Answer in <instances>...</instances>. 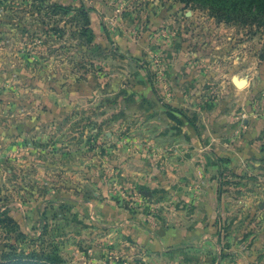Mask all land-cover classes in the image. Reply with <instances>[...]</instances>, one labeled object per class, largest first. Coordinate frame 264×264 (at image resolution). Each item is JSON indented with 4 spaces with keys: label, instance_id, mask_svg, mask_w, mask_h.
<instances>
[{
    "label": "rangeland",
    "instance_id": "rangeland-1",
    "mask_svg": "<svg viewBox=\"0 0 264 264\" xmlns=\"http://www.w3.org/2000/svg\"><path fill=\"white\" fill-rule=\"evenodd\" d=\"M20 256L264 264V17L0 0V261Z\"/></svg>",
    "mask_w": 264,
    "mask_h": 264
},
{
    "label": "trees",
    "instance_id": "trees-1",
    "mask_svg": "<svg viewBox=\"0 0 264 264\" xmlns=\"http://www.w3.org/2000/svg\"><path fill=\"white\" fill-rule=\"evenodd\" d=\"M204 1V0H202ZM210 2V6L218 9H228L233 8L236 11H242L254 13L257 16L264 17V0H207ZM248 1V2H245ZM246 5L247 7H243ZM239 7L238 9L236 7ZM191 123V120H189ZM193 125V124H192ZM195 127V126H194ZM218 193H220V187L218 190ZM47 260H43L42 262L32 260H25V258L20 257H9L5 258V260H1L0 264H56L53 260H49L48 263H46Z\"/></svg>",
    "mask_w": 264,
    "mask_h": 264
},
{
    "label": "water",
    "instance_id": "water-1",
    "mask_svg": "<svg viewBox=\"0 0 264 264\" xmlns=\"http://www.w3.org/2000/svg\"><path fill=\"white\" fill-rule=\"evenodd\" d=\"M234 81H235L236 85H238V86H241L244 83V80H242V79L238 80L235 78Z\"/></svg>",
    "mask_w": 264,
    "mask_h": 264
},
{
    "label": "crops",
    "instance_id": "crops-1",
    "mask_svg": "<svg viewBox=\"0 0 264 264\" xmlns=\"http://www.w3.org/2000/svg\"><path fill=\"white\" fill-rule=\"evenodd\" d=\"M218 196H219V194H218ZM218 199H219V197H218Z\"/></svg>",
    "mask_w": 264,
    "mask_h": 264
},
{
    "label": "bare ground",
    "instance_id": "bare-ground-1",
    "mask_svg": "<svg viewBox=\"0 0 264 264\" xmlns=\"http://www.w3.org/2000/svg\"><path fill=\"white\" fill-rule=\"evenodd\" d=\"M240 84V83H239Z\"/></svg>",
    "mask_w": 264,
    "mask_h": 264
}]
</instances>
